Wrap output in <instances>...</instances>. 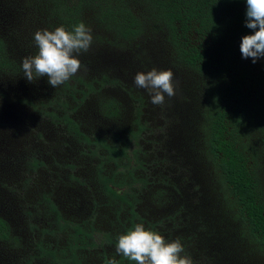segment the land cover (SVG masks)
<instances>
[{
    "label": "trees",
    "instance_id": "1",
    "mask_svg": "<svg viewBox=\"0 0 264 264\" xmlns=\"http://www.w3.org/2000/svg\"><path fill=\"white\" fill-rule=\"evenodd\" d=\"M246 0H0V264H136L138 223L193 264H264V57ZM83 22L82 68L53 88L22 60ZM172 70L151 102L135 76Z\"/></svg>",
    "mask_w": 264,
    "mask_h": 264
},
{
    "label": "clouds",
    "instance_id": "2",
    "mask_svg": "<svg viewBox=\"0 0 264 264\" xmlns=\"http://www.w3.org/2000/svg\"><path fill=\"white\" fill-rule=\"evenodd\" d=\"M246 6L245 26L252 34L242 37L240 52L244 59L251 58L256 63L264 57V0H246ZM92 41L91 28L83 22L71 30L63 25L53 31L37 30L34 42L38 51L22 60L24 76L29 82L47 76V82L53 88L64 84L83 67L79 54L87 52ZM135 84L148 91L155 105H162L165 95H175L174 73L170 69L158 71L153 68L146 73H137ZM115 251L136 264H193L179 238L169 242L142 223L119 236ZM106 264H117V261L108 259Z\"/></svg>",
    "mask_w": 264,
    "mask_h": 264
}]
</instances>
